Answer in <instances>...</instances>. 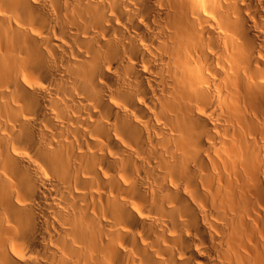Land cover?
Instances as JSON below:
<instances>
[{
  "label": "bare ground",
  "instance_id": "bare-ground-1",
  "mask_svg": "<svg viewBox=\"0 0 264 264\" xmlns=\"http://www.w3.org/2000/svg\"><path fill=\"white\" fill-rule=\"evenodd\" d=\"M0 264H264V0H0Z\"/></svg>",
  "mask_w": 264,
  "mask_h": 264
}]
</instances>
